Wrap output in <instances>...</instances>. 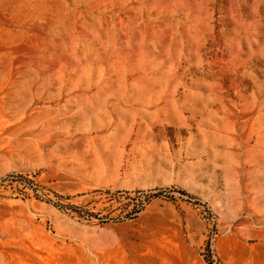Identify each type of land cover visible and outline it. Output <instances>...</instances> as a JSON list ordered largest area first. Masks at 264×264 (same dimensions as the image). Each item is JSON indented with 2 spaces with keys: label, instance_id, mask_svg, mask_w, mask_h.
<instances>
[{
  "label": "rangeland",
  "instance_id": "374dc122",
  "mask_svg": "<svg viewBox=\"0 0 264 264\" xmlns=\"http://www.w3.org/2000/svg\"><path fill=\"white\" fill-rule=\"evenodd\" d=\"M0 264H264V0H0Z\"/></svg>",
  "mask_w": 264,
  "mask_h": 264
},
{
  "label": "trees",
  "instance_id": "16d2710c",
  "mask_svg": "<svg viewBox=\"0 0 264 264\" xmlns=\"http://www.w3.org/2000/svg\"><path fill=\"white\" fill-rule=\"evenodd\" d=\"M141 206H142V203L141 202L138 203L137 205H135V207L133 209L134 213L139 212L141 210Z\"/></svg>",
  "mask_w": 264,
  "mask_h": 264
}]
</instances>
